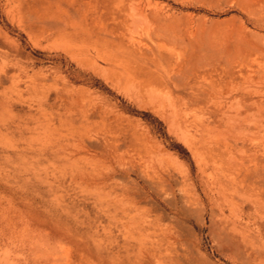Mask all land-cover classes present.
<instances>
[{
    "label": "rangeland",
    "instance_id": "rangeland-1",
    "mask_svg": "<svg viewBox=\"0 0 264 264\" xmlns=\"http://www.w3.org/2000/svg\"><path fill=\"white\" fill-rule=\"evenodd\" d=\"M158 247L264 264V0H0V264Z\"/></svg>",
    "mask_w": 264,
    "mask_h": 264
},
{
    "label": "bare ground",
    "instance_id": "bare-ground-1",
    "mask_svg": "<svg viewBox=\"0 0 264 264\" xmlns=\"http://www.w3.org/2000/svg\"><path fill=\"white\" fill-rule=\"evenodd\" d=\"M230 214L233 215V216H237V211L231 206V211H230ZM149 254V252H148ZM150 257L152 259H154V261L157 263V264H163V258H164V255L161 253L160 251V247L158 248H155L151 254H149Z\"/></svg>",
    "mask_w": 264,
    "mask_h": 264
}]
</instances>
